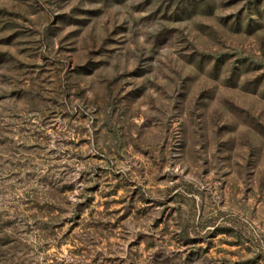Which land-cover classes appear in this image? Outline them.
<instances>
[{"label": "rangeland", "instance_id": "374dc122", "mask_svg": "<svg viewBox=\"0 0 264 264\" xmlns=\"http://www.w3.org/2000/svg\"><path fill=\"white\" fill-rule=\"evenodd\" d=\"M0 264H264V0H0Z\"/></svg>", "mask_w": 264, "mask_h": 264}]
</instances>
